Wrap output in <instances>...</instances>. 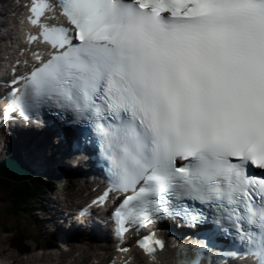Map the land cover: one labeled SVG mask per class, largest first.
I'll return each mask as SVG.
<instances>
[{
	"label": "snow or ice",
	"instance_id": "6c2138e0",
	"mask_svg": "<svg viewBox=\"0 0 264 264\" xmlns=\"http://www.w3.org/2000/svg\"><path fill=\"white\" fill-rule=\"evenodd\" d=\"M26 8L28 40L48 54L11 82L3 118L55 108L80 126L123 194L112 213L121 240L126 225L180 217L202 228L172 245L175 264H206L221 235L235 254L264 264V174L247 171L264 170V0H29ZM136 243L153 258L164 247L152 233Z\"/></svg>",
	"mask_w": 264,
	"mask_h": 264
},
{
	"label": "bare ground",
	"instance_id": "6f19581e",
	"mask_svg": "<svg viewBox=\"0 0 264 264\" xmlns=\"http://www.w3.org/2000/svg\"><path fill=\"white\" fill-rule=\"evenodd\" d=\"M4 7H9L10 6V3L8 2H4ZM5 143H8V146L9 148H12V150L14 151L15 153V157L19 156L16 151V147L17 146H20V148H24V158L29 160L31 163H33L34 161H36L38 158V156H41L40 153H38V147H40L42 145V142L41 143H37V141H34L32 140L30 137H27L26 139L25 138H21L20 141H10V142H7L5 141ZM29 146H31V148L29 149ZM11 154V153H10ZM37 154V155H36ZM43 158H41L39 161H42ZM51 160V161H50ZM44 163L45 165H49L50 163H58L60 165V168H63L64 164L63 161L61 162V159L60 158H52V159H48L46 160L45 162H42ZM38 169L40 170H43V171H47V172H50L51 169L50 167H38ZM57 175L59 176L60 173L57 171ZM12 184H13V181H10ZM25 182V178H17L16 179V183L17 185H21L22 183ZM14 185V184H13ZM78 198H82L80 195ZM10 211V210H9ZM53 218H58V217H62L64 218V214H65V211L64 209L62 208L61 205H59L53 212ZM54 219L51 221V223L54 221ZM35 221V222H34ZM33 222L36 224L37 221H41V218L40 217H37ZM38 227H40L38 224H37ZM91 231H93L95 233V230L92 228L90 229ZM108 232V233H107ZM107 238L108 241L110 243H114L116 241V236L115 234H111L109 235V233H111L112 231L110 229H108L107 231ZM52 236V235H51ZM88 237V236H87ZM88 239H90L88 237ZM92 240V239H90ZM108 241H106V243H108ZM5 249H0V252L1 251H4ZM83 257H85V254H82ZM162 264H169L170 263V256L168 254H164L162 257Z\"/></svg>",
	"mask_w": 264,
	"mask_h": 264
},
{
	"label": "rangeland",
	"instance_id": "374dc122",
	"mask_svg": "<svg viewBox=\"0 0 264 264\" xmlns=\"http://www.w3.org/2000/svg\"><path fill=\"white\" fill-rule=\"evenodd\" d=\"M3 184V185H2ZM0 188L5 190V193L0 192V223L4 224L7 228H10V232L14 231L15 227L22 228L27 224V220H29L28 226L31 225L32 221L36 219L38 214L31 213L26 216H9L10 207L7 202L8 193L13 191V184L8 180H0ZM3 199V200H2ZM11 236L10 233H1L0 238H4V245L8 247V239ZM15 237V235H14ZM8 253L14 257L13 249L8 248Z\"/></svg>",
	"mask_w": 264,
	"mask_h": 264
},
{
	"label": "trees",
	"instance_id": "16d2710c",
	"mask_svg": "<svg viewBox=\"0 0 264 264\" xmlns=\"http://www.w3.org/2000/svg\"><path fill=\"white\" fill-rule=\"evenodd\" d=\"M43 184L39 178H32L29 183H22L19 187L13 188L12 193L9 192L7 201H9L12 213H19V209L23 208L26 204L33 202L38 194L42 191ZM4 189L0 188V192H4Z\"/></svg>",
	"mask_w": 264,
	"mask_h": 264
}]
</instances>
